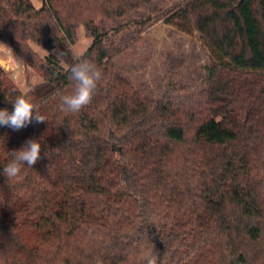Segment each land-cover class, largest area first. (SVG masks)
<instances>
[{
    "label": "trees",
    "instance_id": "16d2710c",
    "mask_svg": "<svg viewBox=\"0 0 264 264\" xmlns=\"http://www.w3.org/2000/svg\"><path fill=\"white\" fill-rule=\"evenodd\" d=\"M160 20L208 52L197 91L184 85L183 54L169 60L162 96L123 72L122 56ZM80 27L93 40L82 56L103 79L69 113L59 107L69 67L56 54L69 55ZM0 41L43 77L28 96L47 120L0 127V264H144L149 253L158 264H264V0L167 10L160 0H0ZM177 87L178 104L165 102ZM21 93L0 66V109L12 112ZM28 139L41 159L9 181L3 167Z\"/></svg>",
    "mask_w": 264,
    "mask_h": 264
},
{
    "label": "rangeland",
    "instance_id": "374dc122",
    "mask_svg": "<svg viewBox=\"0 0 264 264\" xmlns=\"http://www.w3.org/2000/svg\"><path fill=\"white\" fill-rule=\"evenodd\" d=\"M175 2L176 0H160V6L167 10ZM35 5L41 7L38 1H35ZM132 20L136 21V18H130L128 24H131ZM92 41L84 27H80L77 30L75 45L71 48L69 55L62 59L63 66L68 68L72 62V55H83ZM36 49L41 56L45 55L43 49L40 47ZM181 54L191 60L188 80L184 81V85L189 91H197L204 81L209 54L198 41L197 34L193 36L183 34L165 24L163 20L152 23L143 33L142 40L131 44L127 53L122 56L121 61L125 64L122 69L139 89L147 88L151 95L162 96L168 82L164 77L169 60ZM0 66L7 72L13 83L27 95L44 85L41 74L1 41ZM197 72L202 74V78L194 82L193 78L196 77ZM179 93L181 90L177 87L176 91L169 93V96L174 95L173 99H165V102L177 105L180 100Z\"/></svg>",
    "mask_w": 264,
    "mask_h": 264
},
{
    "label": "clouds",
    "instance_id": "9594fccd",
    "mask_svg": "<svg viewBox=\"0 0 264 264\" xmlns=\"http://www.w3.org/2000/svg\"><path fill=\"white\" fill-rule=\"evenodd\" d=\"M59 57L64 58L65 52L58 51ZM68 79L71 82V93L60 97V110L69 113H79L93 100L99 83L103 79L102 70L88 58L82 55H72V62L68 69ZM13 111L0 109V127L20 131L32 123H44L46 117L39 112V106L27 95L21 93L13 101ZM42 145L40 140L28 139L18 151L11 152V159L3 167V176L9 180L20 177L24 166L29 169L41 159ZM45 156L47 154L45 153ZM144 264H158L157 255L149 253L144 257Z\"/></svg>",
    "mask_w": 264,
    "mask_h": 264
}]
</instances>
